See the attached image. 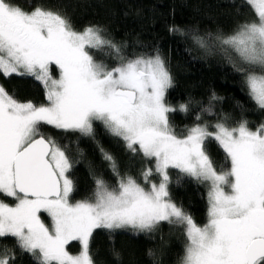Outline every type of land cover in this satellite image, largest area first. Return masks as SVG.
<instances>
[{
    "label": "snow or ice",
    "instance_id": "1",
    "mask_svg": "<svg viewBox=\"0 0 264 264\" xmlns=\"http://www.w3.org/2000/svg\"><path fill=\"white\" fill-rule=\"evenodd\" d=\"M244 5L251 18L229 33L175 25L169 32L206 54L222 53L264 111V0ZM126 47L100 25L77 28L42 0L28 10L17 0H0V76L33 78L47 101H20L0 85V196L12 201L0 199V241L15 246H0V264H15L16 249L34 264H95L97 229L154 237L165 224L184 236L177 264H264V123L253 130L243 116L231 123L227 116L214 124L203 120L222 99L212 92L191 126L178 128L172 114H188L192 101H168L174 77L167 58L158 46L132 53ZM97 125L141 158L139 178L122 174L116 158L100 147L116 182L93 172L91 194L76 199L71 173L83 154L77 146L73 156L70 144L44 128L96 140ZM212 141L224 154L222 164L208 151ZM186 179L206 190L203 224L173 199L172 186ZM72 242L79 244L75 254Z\"/></svg>",
    "mask_w": 264,
    "mask_h": 264
},
{
    "label": "trees",
    "instance_id": "2",
    "mask_svg": "<svg viewBox=\"0 0 264 264\" xmlns=\"http://www.w3.org/2000/svg\"><path fill=\"white\" fill-rule=\"evenodd\" d=\"M53 8L65 12L77 28L89 24L102 26L106 33L117 43L126 45L125 51L132 53L143 50L151 51L158 46L167 58L170 71L174 77V87L167 99L174 106L192 101L188 114L176 112L171 118L178 128L191 126L194 115L201 106L208 105L212 92L222 99L214 102V115L204 114L203 120L215 123L218 118L227 116L229 122L239 120L242 116L255 128L264 123V111H259L248 98L246 89H242V78L235 73L224 55L217 51L206 54L191 39L169 32L170 26L183 30H198L200 34L216 33L222 30L229 33L239 21L251 18V9L241 7L242 0H42ZM17 3L28 10L36 0H17ZM188 49V51H185ZM98 59H102L99 53ZM109 64L115 63L108 60ZM0 85L10 93H15L20 101H31L35 104L46 103L43 86L30 77L0 76ZM239 105V106H238ZM44 131L56 137L61 143L70 144L72 155L77 156V146L83 155L78 156L71 173L77 186L76 199L91 194L94 188L92 173L102 174L112 184L116 178L112 175L108 163L103 159L100 147L110 152L117 160L120 171L129 172L139 178L142 167L141 158L131 156L122 141L109 136L97 125L96 140L81 137L78 134H64L50 126ZM210 155L218 164L223 163L224 154L212 141L208 144ZM173 177L176 170H171ZM173 199L189 211L196 222H206V190L194 181L184 180L179 186L171 188ZM9 203L10 198L0 196ZM162 237V239H161ZM182 231L165 224L160 233L154 237L133 235L128 231L109 233L97 229L93 234L91 248L95 264H177L184 246ZM7 244L14 248L11 239L0 241V246ZM151 249L153 256L148 255ZM72 253L79 251V244L69 245ZM15 264H34L29 254H22L18 249ZM119 253L118 256L114 255Z\"/></svg>",
    "mask_w": 264,
    "mask_h": 264
},
{
    "label": "rangeland",
    "instance_id": "3",
    "mask_svg": "<svg viewBox=\"0 0 264 264\" xmlns=\"http://www.w3.org/2000/svg\"><path fill=\"white\" fill-rule=\"evenodd\" d=\"M45 220H46V222H50V221H48V218L47 217H45ZM78 243V242H77Z\"/></svg>",
    "mask_w": 264,
    "mask_h": 264
}]
</instances>
